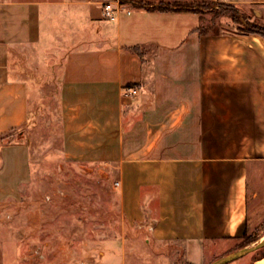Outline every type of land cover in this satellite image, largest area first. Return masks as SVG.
<instances>
[{
    "label": "crops",
    "instance_id": "obj_1",
    "mask_svg": "<svg viewBox=\"0 0 264 264\" xmlns=\"http://www.w3.org/2000/svg\"><path fill=\"white\" fill-rule=\"evenodd\" d=\"M107 1L0 0V215L37 230L81 194L73 165L112 184L121 242L101 264H210L264 214V37L210 12L147 9L196 0H120L116 21ZM199 1L264 26V0ZM247 257L232 264H264Z\"/></svg>",
    "mask_w": 264,
    "mask_h": 264
},
{
    "label": "rangeland",
    "instance_id": "obj_2",
    "mask_svg": "<svg viewBox=\"0 0 264 264\" xmlns=\"http://www.w3.org/2000/svg\"><path fill=\"white\" fill-rule=\"evenodd\" d=\"M220 10L223 11L224 8ZM225 18L229 19L227 22L232 25L233 29L240 31L246 29V20L232 23L229 17ZM59 70L57 66V76ZM49 81L51 83V78ZM53 89L54 87L50 84L43 91L45 94L43 102L49 103V112H46L48 122L44 121V123L47 122L46 125L54 119L56 108H58V94ZM45 111L41 112V119ZM28 134L29 132L25 131L24 136L27 137ZM53 150L55 158L49 168L50 171L59 163L62 164L59 159V143H55ZM65 168L69 176L74 175L82 182L83 190L76 201L51 207L49 217L47 216L48 210H46L45 220L37 230L22 233L19 229L22 223L18 224L17 219L12 220L10 216L7 218L5 213L0 215V241L4 246V264H73L76 262L101 264L104 250L120 244L121 221L115 196L112 193V184L105 182L99 175L83 174L73 165H66ZM48 178L49 174L42 175L44 183L48 181ZM44 183L40 184L38 193L44 189ZM33 192L29 191L26 197L30 198ZM263 234L264 214L254 221L251 228L253 239H259ZM263 253V251L259 255L253 253L247 258H256ZM128 259L130 261L132 258ZM107 261L120 263V259H108ZM237 262H243V259Z\"/></svg>",
    "mask_w": 264,
    "mask_h": 264
},
{
    "label": "trees",
    "instance_id": "obj_3",
    "mask_svg": "<svg viewBox=\"0 0 264 264\" xmlns=\"http://www.w3.org/2000/svg\"><path fill=\"white\" fill-rule=\"evenodd\" d=\"M217 4L213 2H207V1H186V2H173V3H168V4H162L159 7H148V10H158V11H172V10H177V11H195L197 13L203 14L205 12H210L213 14V18L217 19L220 16H225L229 17L233 23H238L241 20H246V29L242 30L243 33H256L259 35H262L264 37V26L257 24L256 22L250 21L249 18L244 17L240 11L233 7V6H217ZM224 8L223 11L220 9ZM218 10H220L218 12ZM230 14V15H229ZM244 28V27H243ZM261 238L259 239H253L251 234H247L242 242L238 244L235 248V251L242 249L244 247H247L249 245H252L256 242H258ZM264 252V249L254 253L259 255L260 253ZM264 255V253L262 254Z\"/></svg>",
    "mask_w": 264,
    "mask_h": 264
},
{
    "label": "built area",
    "instance_id": "obj_4",
    "mask_svg": "<svg viewBox=\"0 0 264 264\" xmlns=\"http://www.w3.org/2000/svg\"><path fill=\"white\" fill-rule=\"evenodd\" d=\"M103 17L109 21H116L119 17L120 12L123 10V5L120 0H110L105 2L102 5ZM130 14V12H127ZM124 95L127 97H134L139 93V89L136 86H127L124 91ZM119 183H115L117 187ZM59 195H63L64 192L62 190L58 191ZM53 197L51 195L46 196L45 200L47 202H52ZM73 264H84L83 262H76Z\"/></svg>",
    "mask_w": 264,
    "mask_h": 264
},
{
    "label": "water",
    "instance_id": "obj_5",
    "mask_svg": "<svg viewBox=\"0 0 264 264\" xmlns=\"http://www.w3.org/2000/svg\"><path fill=\"white\" fill-rule=\"evenodd\" d=\"M262 249H264V237L255 244L239 249L233 253H230L211 262L210 264H231Z\"/></svg>",
    "mask_w": 264,
    "mask_h": 264
}]
</instances>
